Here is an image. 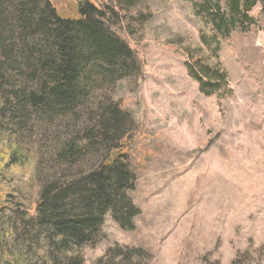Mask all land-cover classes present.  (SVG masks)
<instances>
[{"label": "rangeland", "instance_id": "1", "mask_svg": "<svg viewBox=\"0 0 264 264\" xmlns=\"http://www.w3.org/2000/svg\"><path fill=\"white\" fill-rule=\"evenodd\" d=\"M48 1L59 16L76 18V0ZM189 2L108 0L118 14L111 28L134 49L141 73L109 79L66 112L29 108L28 130L11 118V108L0 106V117L11 122L5 126L32 156L18 168L17 176L24 173L16 177L19 186L29 181L27 168L40 184L67 182L87 170L97 155L70 164L55 159L56 149L101 104L118 101L129 112L132 131L122 152L135 174L127 195L140 213L133 229L121 228L107 213L97 239L80 249L84 264H119L127 252L116 248L143 250L138 264H264V0L250 10L255 22L247 32L230 31L218 43L217 64ZM18 34L5 31L3 40L19 63L26 54L19 49L32 41L19 42ZM197 59L225 74L217 93H202L189 74L187 63ZM0 62L9 84H39L28 83V69L9 62L1 47Z\"/></svg>", "mask_w": 264, "mask_h": 264}, {"label": "trees", "instance_id": "2", "mask_svg": "<svg viewBox=\"0 0 264 264\" xmlns=\"http://www.w3.org/2000/svg\"><path fill=\"white\" fill-rule=\"evenodd\" d=\"M125 1L133 5L142 0ZM189 1L202 43L217 64L218 43L230 31L247 32L255 22L249 12L263 0ZM76 5V18H64L48 0L42 1L41 8L38 0H0L4 57L18 63L17 57L10 58L11 45L4 44L5 31L19 33V42L25 38L32 41L19 49V54H26L19 55L18 65L28 69V83L39 82L36 87L9 84L10 75L3 69L8 62H0V106L11 108V118L26 130L29 108L66 112L80 101L86 103L94 88L109 79L114 81L135 70L141 73L138 55L111 28L110 20L118 14L109 8L108 0H76ZM4 24L5 30L1 28ZM187 68L202 93L219 91L225 75L222 71L199 59L188 62ZM95 110L89 123L56 149L55 159L76 164L88 155H97V160L67 182L33 183L37 174L27 168L30 176L24 186L17 184V178H24V173L17 176L18 168L27 167L32 156L17 133L5 126L11 122L0 117V264H84L80 249L97 239L109 212L121 228L133 229V218L140 211L127 190L134 186L135 174L128 155L122 152L123 139L132 131V123L128 124L131 116L118 101L105 102ZM116 249L127 252L121 254L125 260L119 264H138L145 253Z\"/></svg>", "mask_w": 264, "mask_h": 264}]
</instances>
